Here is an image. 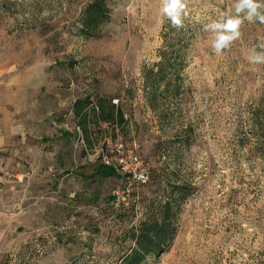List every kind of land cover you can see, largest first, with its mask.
Segmentation results:
<instances>
[{"label":"rangeland","instance_id":"obj_1","mask_svg":"<svg viewBox=\"0 0 264 264\" xmlns=\"http://www.w3.org/2000/svg\"><path fill=\"white\" fill-rule=\"evenodd\" d=\"M88 1L0 0V117L45 127L17 157L28 195L0 264H128L174 184L189 192L176 234L142 264H264V65L245 59L264 24L245 21L216 55L203 25L232 0H188L181 78L153 110L143 71L160 60L170 26L160 0H107L100 36L83 37ZM85 98L115 103L126 121H98L90 106L85 130L74 112ZM120 144L150 171L130 193L121 177L95 173L98 151Z\"/></svg>","mask_w":264,"mask_h":264},{"label":"trees","instance_id":"obj_2","mask_svg":"<svg viewBox=\"0 0 264 264\" xmlns=\"http://www.w3.org/2000/svg\"><path fill=\"white\" fill-rule=\"evenodd\" d=\"M110 15L111 8L107 0H89L80 18L79 34L83 37H99ZM168 28L164 33L165 44L160 51V60L143 71L146 99L153 110L159 107L158 94L164 89L171 90L173 83L181 78L180 72L184 68L183 45L187 33L183 28ZM90 106H93V101L86 98L77 99L74 103V112L77 117H83L82 126L85 130L88 123V114L85 112ZM93 110L97 112L98 121L113 125H121L126 121L121 107L106 98H99ZM95 173L102 178L120 177L113 167L102 163L96 167ZM188 195L186 187L174 184L172 195L163 202L160 213L145 221L135 235L136 245L124 257L128 264H142L148 257L165 252L176 234L177 212Z\"/></svg>","mask_w":264,"mask_h":264},{"label":"crops","instance_id":"obj_3","mask_svg":"<svg viewBox=\"0 0 264 264\" xmlns=\"http://www.w3.org/2000/svg\"><path fill=\"white\" fill-rule=\"evenodd\" d=\"M34 125L35 123L29 120L21 122L6 116L0 117V254L9 231L17 227L23 216L22 201L28 195V189L18 183L26 174L21 172L17 157L29 155V149L26 150L29 147L28 141L33 137L42 136L37 135L36 129L43 131L45 128L43 122L38 126ZM59 127L64 132L68 130L62 123ZM22 143L25 149L19 147Z\"/></svg>","mask_w":264,"mask_h":264},{"label":"clouds","instance_id":"obj_4","mask_svg":"<svg viewBox=\"0 0 264 264\" xmlns=\"http://www.w3.org/2000/svg\"><path fill=\"white\" fill-rule=\"evenodd\" d=\"M187 9L188 0H160V13L174 29L184 28ZM245 21L264 24V0H232L226 12L203 25V31L209 34L213 53L221 55L230 49L241 38ZM245 59L250 65H264V35L259 36L257 43L247 50Z\"/></svg>","mask_w":264,"mask_h":264},{"label":"built area","instance_id":"obj_5","mask_svg":"<svg viewBox=\"0 0 264 264\" xmlns=\"http://www.w3.org/2000/svg\"><path fill=\"white\" fill-rule=\"evenodd\" d=\"M78 141L83 140V135L80 128H77ZM100 161L103 165L113 167L120 175L122 182L121 186L130 193L135 185L145 184L150 179V171L141 161V159L133 152H125L122 149V144L118 145L116 149L101 148L98 151ZM77 165V162H76ZM78 166V165H77ZM114 191L113 194H118L119 190Z\"/></svg>","mask_w":264,"mask_h":264}]
</instances>
